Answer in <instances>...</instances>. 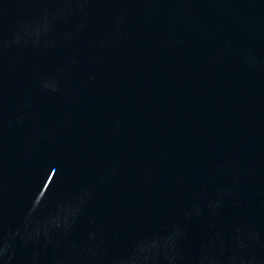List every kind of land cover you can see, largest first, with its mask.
<instances>
[{
    "label": "water",
    "instance_id": "obj_1",
    "mask_svg": "<svg viewBox=\"0 0 264 264\" xmlns=\"http://www.w3.org/2000/svg\"><path fill=\"white\" fill-rule=\"evenodd\" d=\"M264 129V0H0V154Z\"/></svg>",
    "mask_w": 264,
    "mask_h": 264
}]
</instances>
